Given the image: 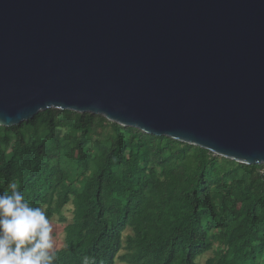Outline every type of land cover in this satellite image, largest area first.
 Segmentation results:
<instances>
[{
  "label": "water",
  "instance_id": "95a60500",
  "mask_svg": "<svg viewBox=\"0 0 264 264\" xmlns=\"http://www.w3.org/2000/svg\"><path fill=\"white\" fill-rule=\"evenodd\" d=\"M49 109L264 166V0H0V126Z\"/></svg>",
  "mask_w": 264,
  "mask_h": 264
},
{
  "label": "trees",
  "instance_id": "16d2710c",
  "mask_svg": "<svg viewBox=\"0 0 264 264\" xmlns=\"http://www.w3.org/2000/svg\"><path fill=\"white\" fill-rule=\"evenodd\" d=\"M262 170L91 113L0 126V194L16 183L51 223L74 206L54 264H264Z\"/></svg>",
  "mask_w": 264,
  "mask_h": 264
},
{
  "label": "clouds",
  "instance_id": "9594fccd",
  "mask_svg": "<svg viewBox=\"0 0 264 264\" xmlns=\"http://www.w3.org/2000/svg\"><path fill=\"white\" fill-rule=\"evenodd\" d=\"M9 189L0 194V264H54L55 238L46 212L32 206L16 183ZM83 264H89L87 257Z\"/></svg>",
  "mask_w": 264,
  "mask_h": 264
},
{
  "label": "rangeland",
  "instance_id": "374dc122",
  "mask_svg": "<svg viewBox=\"0 0 264 264\" xmlns=\"http://www.w3.org/2000/svg\"><path fill=\"white\" fill-rule=\"evenodd\" d=\"M16 152H18L19 148H16ZM78 154V153H76ZM15 161H18V158H15ZM55 171V170H51ZM63 215L67 218L68 222L64 223L60 221L59 216L55 217L52 221L53 226V236L55 238V251L62 249L65 246V228L66 226L73 222L74 217V206L72 203H70L64 210ZM126 233H130V230ZM215 249H217V245L215 246ZM215 257V252L212 251L202 257H200L197 261L198 264H207L208 260ZM117 264H122L118 262Z\"/></svg>",
  "mask_w": 264,
  "mask_h": 264
},
{
  "label": "built area",
  "instance_id": "2783aa9c",
  "mask_svg": "<svg viewBox=\"0 0 264 264\" xmlns=\"http://www.w3.org/2000/svg\"><path fill=\"white\" fill-rule=\"evenodd\" d=\"M261 173L264 174V170H262Z\"/></svg>",
  "mask_w": 264,
  "mask_h": 264
}]
</instances>
